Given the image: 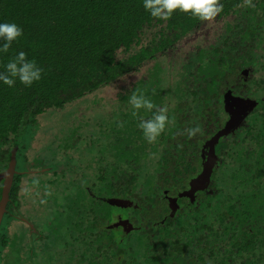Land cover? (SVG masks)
<instances>
[{
	"label": "trees",
	"instance_id": "obj_1",
	"mask_svg": "<svg viewBox=\"0 0 264 264\" xmlns=\"http://www.w3.org/2000/svg\"><path fill=\"white\" fill-rule=\"evenodd\" d=\"M210 13L230 19L214 44L187 52L181 63L186 76L164 86L159 77L164 69L154 59ZM151 60L146 78L139 74L132 89L118 91L122 109L91 126L71 127L69 113L53 123L63 143L59 152L49 150L60 159H70V140L80 134L90 131L101 144L97 153L86 147L93 153L88 166L93 181L85 190L90 203L74 198L65 213L55 209L57 221L65 214L62 226L71 238L63 243L76 242L56 263L264 264V0H0V171L37 117ZM227 91L255 104L216 143V163L203 190L191 203L179 195L182 204L171 215L169 197L202 171L199 145L201 151L229 117ZM167 98L176 103L164 110ZM27 165L10 191L16 208L23 177L42 169L68 182L78 175L67 165ZM161 188L167 193L160 194ZM116 196L133 201L140 214H130L140 220L123 242L106 227L104 198ZM0 237L6 248L0 258L7 264L13 248L4 225ZM25 260L32 263L29 253Z\"/></svg>",
	"mask_w": 264,
	"mask_h": 264
},
{
	"label": "rangeland",
	"instance_id": "obj_2",
	"mask_svg": "<svg viewBox=\"0 0 264 264\" xmlns=\"http://www.w3.org/2000/svg\"><path fill=\"white\" fill-rule=\"evenodd\" d=\"M228 18L230 19V17ZM228 18H222L215 13H210L201 24L199 23V25L194 28L192 32L182 37L172 47L156 56L154 60L159 62L164 69L159 76L162 78L164 86L171 85L176 78H181L184 74V70L181 69V63L187 62V52L195 54L198 48H208L209 45L216 42L219 30L222 28L223 23L228 21ZM154 60L146 62L136 72L134 70L129 71L122 76L111 80L108 84L97 88L93 92L85 94L79 99L70 103H65L58 109L47 111L43 115L37 117V122L35 124L26 128L25 138L21 140L15 152L16 173H23L26 169V164L28 163V168L32 165H35L36 168H41L42 166H50L54 164L55 166L60 165L63 167V165H67L70 168L72 167L79 176L72 175L71 177L76 179L74 180L76 182L73 180L72 182H68V179L65 177H60L57 173L53 172L46 173L44 169H42L41 174H36L31 177L27 176L28 178L23 177L21 179L19 197L16 201V206H18L19 212H22L23 216L26 218H23L24 221L15 219L6 223L7 225L5 228L10 235L9 240L12 241L13 248L9 249L10 253L5 256L7 258L4 260L7 264H31L29 262L27 263L25 260L27 253H29L32 263L57 264L56 262L59 261L60 256L63 257V254L66 253L67 246L70 248L72 246L75 247V241L74 243L69 244L63 243L66 240L71 239L69 235L65 233V229L63 228L65 226H62L66 217L65 214L61 215L59 216L60 221H57L55 219V212L61 210V212L65 213L66 207L67 209L69 207L67 203L71 199L75 198L77 200L82 199L86 201V196L89 197L85 190H89L93 181L92 170L88 169L89 165L92 166L91 154L93 153L87 148H91L97 153L101 144H99L95 135L90 131L86 134H80L79 138L72 137L70 140L73 149H67L66 152L70 159H66L65 157L60 159L59 153L57 156L56 153V155H54V151L49 150V147H51L57 149L55 152H59V145L61 146L63 143L62 140L58 139V141L54 136L56 135V132L53 128V123L61 115L69 113V125L71 127L79 124H88L89 126L98 124L100 118H105L109 115L108 113L122 109L123 105L120 107L117 99L118 91H123V88L129 90L132 89L131 87L135 85L139 78V74L143 76V78H146L147 70L151 68L152 64H154ZM185 74L184 76H186ZM175 81L178 80L176 79ZM94 99L98 102L94 103ZM174 103H176L174 99H170L169 101L167 98L161 107L164 110H167L171 108ZM254 115L256 114L254 113ZM252 116L253 115H251L245 123H247ZM242 126H244V124H242L241 127ZM239 131L240 130H237V132ZM74 134L76 135L77 132ZM92 138L94 139L92 140ZM233 139L235 138L231 136L228 140L231 142ZM222 140L223 139H221V142ZM92 141L94 142L92 143ZM206 141L202 143L201 149L206 144ZM83 144L88 145L83 146ZM82 148H84V150ZM105 168L107 171L112 170L111 166ZM140 168L145 171L149 169V165L144 161L140 165ZM66 175L69 176L70 174L67 173ZM26 178L27 180H25ZM201 190L203 189L200 188V191ZM159 192L160 194L164 192L167 193L163 188H161ZM182 192L183 191L178 190L177 195H180ZM118 198L120 197H117V199ZM189 201L191 203V200ZM88 202L90 203V200ZM185 202V204H190L187 200ZM178 203L180 204V202ZM171 204V209L174 212L177 209L176 203L173 201ZM107 205L110 206V208ZM103 207L110 213L109 222L113 220L114 214H117L116 212H125L127 210L116 205L111 206L110 203ZM129 212L135 218L140 216L136 208H132ZM138 220L140 219L137 218L136 221ZM135 222L133 220V224H135ZM29 224L36 228L40 236L39 238L35 234L30 235ZM117 235L120 237V232H118ZM30 237L33 238V241H29ZM27 244L35 248L34 256L32 251L28 252L30 249L27 250ZM9 247H11V244ZM23 255H25L24 259L22 258Z\"/></svg>",
	"mask_w": 264,
	"mask_h": 264
},
{
	"label": "flooded vegetation",
	"instance_id": "obj_3",
	"mask_svg": "<svg viewBox=\"0 0 264 264\" xmlns=\"http://www.w3.org/2000/svg\"><path fill=\"white\" fill-rule=\"evenodd\" d=\"M236 98H239V97H236ZM239 99H242V98H239ZM243 100V99H242ZM241 104V103H240ZM240 104L239 105H235V106H233L234 107V109H240ZM238 111H240V110H238ZM248 111V110H247ZM228 117V116H227ZM242 117V116H241ZM229 119V117L225 120V123H226V121ZM220 139V138H219ZM219 141V140H218ZM205 142V141H204ZM203 142V143H204ZM198 151H199V157H200V153H201V157H202V169H203V167H204V165L205 164H208V163H210V162H213V165L216 163L215 162V160H214V158H216V157H214L213 159L212 158H210L211 156H210V151H209V149L208 148H206L205 147V145H204V147L201 149V151H200V145H199V147H198ZM6 169V168H5ZM5 169H3V170H1L0 171V174L5 170ZM16 169V168H15ZM26 172H27V170L25 169L24 170V172L23 173H16L15 175H14V177H13V181H12V184H11V187H10V189H9V191H8V198H7V202H6V205H5V210H4V213H3V215H2V218H1V221H0V228L2 227V225H4L5 227H6V223H8V222H10V221H13V220H23V217H21L20 216V213H19V209H18V207L16 208L15 206H14V203H12V199L10 198V191H11V189H12V186H13V182H14V180H15V177L16 176H19V175H23V174H26ZM200 175V172H198L195 176H193L191 179H189V181L187 182V188L185 189V190H183V192H187V195H185L186 197H188L189 198V200H191V201H193L196 197H197V195L200 193V177H198ZM211 178V177H210ZM3 182H4V180L2 179V180H0V200H1V197H2V189H3ZM193 187H197L196 188V190L192 193V192H190L191 191V189L193 188ZM182 192V193H183ZM190 193H192V194H190ZM91 196H92V194H91ZM118 196H116V197H113V198H117ZM102 198L103 197H100V199L102 200ZM118 199H122V200H124L125 202V204H126V206H119V207H122V208H125V209H127L125 212H116L117 214L115 215L114 214V216H113V220L112 221H110L107 225H106V227H109V228H112L111 230L113 231V235H114V237H116L117 238V240L118 241H121V242H123L125 239H126V237H127V235L129 234V232H131V230H133L134 228H135V226H134V224H133V220H131V218H130V212H129V210H131L132 208H136L137 206H136V204L133 202V201H131V200H128L127 198H118ZM179 195H177V196H173V197H169V201H170V207L172 206V202L174 201L176 204H179L178 202H179ZM182 203H180L179 204V206H177L176 205V207H177V209L173 212L172 211V209L170 210V214L172 215H174L175 213H176V211L180 208V205H181ZM130 205V206H129ZM24 221V220H23ZM135 222V221H134ZM29 223V222H28ZM27 223V224H28ZM129 224L131 225V227L129 226ZM30 226H32L31 224H29V227ZM120 232V237H118V235H117V233L118 232ZM31 233V232H30ZM38 232H36L35 234H37ZM5 235L7 236V237H9V239H10V235H9V233H8V231H7V229L5 228ZM38 238L40 237L39 236V233L36 235ZM1 238V237H0ZM120 238V239H119ZM32 241H33V238L31 239ZM12 241H10V240H8V246L11 244V246H12V243H11ZM30 248L31 249H35V248H33V246H30ZM6 249V248H5ZM5 249L4 248H1L0 247V254L3 252V251H5ZM0 264H3L2 263V261H1V258H0ZM31 264H36V263H31Z\"/></svg>",
	"mask_w": 264,
	"mask_h": 264
},
{
	"label": "water",
	"instance_id": "obj_4",
	"mask_svg": "<svg viewBox=\"0 0 264 264\" xmlns=\"http://www.w3.org/2000/svg\"><path fill=\"white\" fill-rule=\"evenodd\" d=\"M236 104L237 105L240 104V109H234L233 106H235ZM254 104H255L254 101L242 100V99L232 96L230 91H227L224 94V108H225V111L229 114V119L226 121L225 125L219 131H217L212 137L209 138V140L206 141L205 147L209 149L210 156L212 155L210 158L212 159L214 158V148L219 138L225 136L226 134H228V132H230L237 126H239L243 117L247 115V112H248L247 110H251ZM15 154H16L15 151H12L7 168L0 174V180L2 179L4 180L3 189H2V197L0 200V221H1L2 215L5 210V205H6L7 198H8V191L11 187L13 177L16 174ZM212 167H213V162H210L204 165L200 175L198 176L200 177V186H199L200 188H204L205 185L209 182L211 174H212V169H213ZM196 188L193 187L190 192L193 193L196 190ZM183 195L184 196L187 195V192H183L180 194V196H183ZM105 201L107 203H110L111 205L126 206V204L124 203L125 201L122 199L106 198ZM129 226L131 227L130 224Z\"/></svg>",
	"mask_w": 264,
	"mask_h": 264
}]
</instances>
